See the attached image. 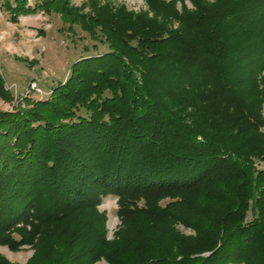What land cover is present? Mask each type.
Segmentation results:
<instances>
[{"label":"trees","instance_id":"16d2710c","mask_svg":"<svg viewBox=\"0 0 264 264\" xmlns=\"http://www.w3.org/2000/svg\"><path fill=\"white\" fill-rule=\"evenodd\" d=\"M1 1L105 47L0 111V264H264V0Z\"/></svg>","mask_w":264,"mask_h":264},{"label":"rangeland","instance_id":"374dc122","mask_svg":"<svg viewBox=\"0 0 264 264\" xmlns=\"http://www.w3.org/2000/svg\"><path fill=\"white\" fill-rule=\"evenodd\" d=\"M84 1L71 0V3L79 6ZM111 1L124 4L127 9L134 12L147 10L144 0ZM1 2L0 0V67L5 85L13 99L12 101L0 99V111L12 110L18 101L23 107L27 106L23 101L25 97L35 99L47 97L51 87L66 78L70 65L76 58L86 52H100L105 47L98 44L97 49H93L94 41L86 33L79 27H76L74 32L68 31L67 24L63 23L57 14L37 11L33 14L21 15L18 22L12 23ZM186 4L191 7L188 1ZM31 81H35L44 92L27 90ZM262 116L264 118V103ZM255 165L264 169V160L256 161ZM117 207V197L114 195H106L97 206L99 211L106 214L107 240L115 238V231L121 225V219L116 212ZM251 219L252 213L248 211L244 223L250 222ZM175 228L184 235L194 234L193 230L180 223L175 224ZM33 251V248L27 245L17 251L0 246V253L11 262L24 263ZM207 254L208 252H202L199 255ZM94 264H106V260L100 259Z\"/></svg>","mask_w":264,"mask_h":264},{"label":"built area","instance_id":"2783aa9c","mask_svg":"<svg viewBox=\"0 0 264 264\" xmlns=\"http://www.w3.org/2000/svg\"><path fill=\"white\" fill-rule=\"evenodd\" d=\"M30 92H38V93H43L44 91L36 84L35 81H31L28 85V89Z\"/></svg>","mask_w":264,"mask_h":264}]
</instances>
